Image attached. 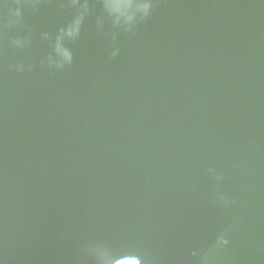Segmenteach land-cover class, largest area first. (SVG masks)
<instances>
[{
    "label": "water",
    "instance_id": "95a60500",
    "mask_svg": "<svg viewBox=\"0 0 264 264\" xmlns=\"http://www.w3.org/2000/svg\"><path fill=\"white\" fill-rule=\"evenodd\" d=\"M0 264H264V0H0Z\"/></svg>",
    "mask_w": 264,
    "mask_h": 264
},
{
    "label": "snow or ice",
    "instance_id": "6c2138e0",
    "mask_svg": "<svg viewBox=\"0 0 264 264\" xmlns=\"http://www.w3.org/2000/svg\"><path fill=\"white\" fill-rule=\"evenodd\" d=\"M73 3H76L77 0H72ZM107 3L111 6H122L124 4L135 3V0H107Z\"/></svg>",
    "mask_w": 264,
    "mask_h": 264
}]
</instances>
